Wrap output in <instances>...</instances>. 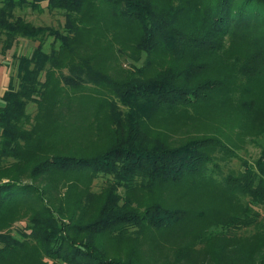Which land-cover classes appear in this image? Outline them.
Here are the masks:
<instances>
[{
  "label": "trees",
  "instance_id": "1",
  "mask_svg": "<svg viewBox=\"0 0 264 264\" xmlns=\"http://www.w3.org/2000/svg\"><path fill=\"white\" fill-rule=\"evenodd\" d=\"M20 38L37 46L1 98L0 264H142L146 231L148 264H264V149L221 176L223 140L166 132L222 117L264 135V0H0L1 53ZM212 175L225 204L172 207Z\"/></svg>",
  "mask_w": 264,
  "mask_h": 264
},
{
  "label": "rangeland",
  "instance_id": "2",
  "mask_svg": "<svg viewBox=\"0 0 264 264\" xmlns=\"http://www.w3.org/2000/svg\"><path fill=\"white\" fill-rule=\"evenodd\" d=\"M23 18H25L27 21L31 22L32 24L36 26H52L55 28H59L64 24V17L62 16V13L60 11H44L43 13H36L31 12L30 10H26L24 12H18ZM51 41V39H48L47 42ZM37 46V43L20 38L17 43L6 53H1L0 48V71L2 68L3 72V80L0 83V92L3 91V89L6 87V80L8 81V78L13 77L15 74V70L12 65V55H29L30 52ZM142 63V62H141ZM122 67L127 69V63H122ZM29 111L33 110V106H29ZM217 118V119H216ZM213 118L212 121H209L208 119H205L201 122H197L194 124L189 125L186 127H180L178 129H171L167 130L166 132L169 134V139L172 142H175L178 139H182L185 136L190 135H216L218 138L223 140L225 144L230 147L236 154V158H231L227 162H221L222 165V171L221 176H225L226 174L230 173V170L235 173L238 171H241L242 169V161H246L250 164H252L260 155L261 151L264 149V135L258 136V137H252V136H241L240 129L238 125H229V121H222V117H216ZM220 118V119H219ZM157 125L153 127L154 131H157ZM203 179L206 180L208 183L203 182ZM212 179V180H211ZM102 179H99L96 182H93V185L91 186V190L93 192H99L105 189V185L102 183ZM218 180L214 175L212 176H206L204 178H198V189L197 190H191L188 189L185 193L186 195L181 198L180 192H174L173 193V201L171 203L172 207H178V208H197V207H208L212 208L218 207L220 204H225L228 196L224 197L220 193V188ZM163 192L167 191H161V189H156L155 194L156 196L151 197L149 195L145 196L148 200H151L154 198L156 201L164 203V194ZM142 195V196H141ZM136 195V198L139 199V201H142L144 194L141 193ZM149 198V199H148ZM146 200V199H145ZM150 201V202H151ZM171 202V201H170ZM155 235V238L153 239V236ZM159 234L154 232H145L144 235L141 237V243H137L133 241L129 242L130 247L135 248L137 251V259L142 264H148V260L152 258L156 253L153 252L152 244L154 243L155 239L158 238ZM164 246H169L170 244L163 243ZM108 257H125L128 256L129 249L128 247H116L112 246L111 248H108ZM172 256V254H169ZM151 264H166L164 261L154 260L151 261Z\"/></svg>",
  "mask_w": 264,
  "mask_h": 264
},
{
  "label": "crops",
  "instance_id": "3",
  "mask_svg": "<svg viewBox=\"0 0 264 264\" xmlns=\"http://www.w3.org/2000/svg\"><path fill=\"white\" fill-rule=\"evenodd\" d=\"M2 80H3V72H2V68H1V71H0V83L2 82ZM8 80H9V78H8ZM6 87L3 89V91H1L0 92V105H1V98H2V95H3V93L6 91V89H7V86H8V81L6 80Z\"/></svg>",
  "mask_w": 264,
  "mask_h": 264
}]
</instances>
